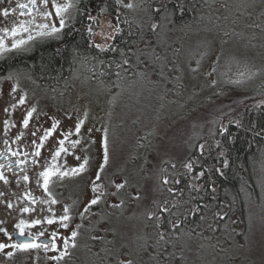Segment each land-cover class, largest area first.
Returning <instances> with one entry per match:
<instances>
[{
  "label": "trees",
  "instance_id": "trees-1",
  "mask_svg": "<svg viewBox=\"0 0 264 264\" xmlns=\"http://www.w3.org/2000/svg\"><path fill=\"white\" fill-rule=\"evenodd\" d=\"M205 3L146 0L136 19L118 0H79L75 18L60 36L3 58L0 73L21 65L40 83L63 85L80 63L95 81L111 80L117 86L133 78L160 82L169 98L182 70L183 35ZM104 12L115 15L121 27L106 47L92 39L89 26ZM225 90L232 93L230 101H243L240 109L220 114L173 160L154 150L156 168L153 164L148 173H140L143 186L157 184L154 205L149 197L139 214L135 203L127 212L117 207L118 212L93 222L94 234H87V240L99 235L95 239L105 245L78 264H243L256 221L264 225V81L251 91Z\"/></svg>",
  "mask_w": 264,
  "mask_h": 264
},
{
  "label": "rangeland",
  "instance_id": "rangeland-1",
  "mask_svg": "<svg viewBox=\"0 0 264 264\" xmlns=\"http://www.w3.org/2000/svg\"><path fill=\"white\" fill-rule=\"evenodd\" d=\"M13 1L24 0H0V33H9L17 47L28 49L36 40L60 36L62 28L75 18L79 0H27L36 2L37 9L25 16L9 9ZM145 1L118 0L136 19L142 16ZM197 13L181 41L182 70L169 98L165 84L160 82L144 84L133 78L117 86L111 80L95 81L80 63L67 84L56 89L54 116L75 132L87 131L97 145L91 158V178L97 172L94 162L100 164L104 154L111 180L115 175L134 177L135 167L138 176L143 170L148 173L153 164L155 169L154 150L173 160L193 144V135L212 128L224 111L232 115L243 105L240 99L230 101L232 93L222 91V87L230 86L234 93L251 91L264 81V0H206ZM89 26L92 39L102 47L109 46L121 28L117 17L106 12ZM3 37L0 34V42H5ZM1 50L0 43V54ZM34 80L31 74L10 72L0 78V97L22 96L12 94L11 88ZM45 96L41 92L40 97ZM105 140L108 149L104 148ZM67 150L62 151L61 167H78L82 163L80 152L76 155ZM140 183L139 203L134 208L138 214L149 197L154 205L151 195L157 190L153 181L142 185L144 176ZM83 197L88 198V194ZM122 202L123 212L135 204L131 195ZM111 204L112 198L109 207L116 209ZM256 222L253 239L240 260L243 264H264V225ZM90 229L86 227L80 233V242H86L87 234H94ZM200 246L199 258L204 253ZM26 264L34 263L27 259ZM214 264H222V260Z\"/></svg>",
  "mask_w": 264,
  "mask_h": 264
},
{
  "label": "flooded vegetation",
  "instance_id": "flooded-vegetation-1",
  "mask_svg": "<svg viewBox=\"0 0 264 264\" xmlns=\"http://www.w3.org/2000/svg\"><path fill=\"white\" fill-rule=\"evenodd\" d=\"M9 4L19 16L37 9L36 2L27 0ZM5 33H0L5 41L0 42V60L30 49L17 47ZM13 71L30 74L27 68L12 65L0 78ZM61 86L35 79L11 88L12 94L22 96L0 97V264H26L27 259L34 264L81 263L84 255L105 245L95 239L99 235L86 242L79 238L84 228L106 213L118 212L109 208V199L121 211L128 195L135 201L139 198L136 167L134 177L115 175L111 180L106 154L100 164L94 162L97 172L91 178V158L97 146L93 137L84 130L75 132L54 116L56 89ZM41 92L46 96L40 97ZM104 148H109L106 140ZM66 149L76 155L80 152L78 167H61Z\"/></svg>",
  "mask_w": 264,
  "mask_h": 264
},
{
  "label": "bare ground",
  "instance_id": "bare-ground-1",
  "mask_svg": "<svg viewBox=\"0 0 264 264\" xmlns=\"http://www.w3.org/2000/svg\"><path fill=\"white\" fill-rule=\"evenodd\" d=\"M88 69V68H87ZM97 76V75H96ZM248 102V101H247Z\"/></svg>",
  "mask_w": 264,
  "mask_h": 264
}]
</instances>
